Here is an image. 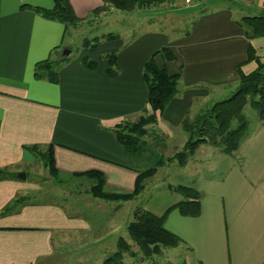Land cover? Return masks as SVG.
<instances>
[{
	"label": "crops",
	"instance_id": "1",
	"mask_svg": "<svg viewBox=\"0 0 264 264\" xmlns=\"http://www.w3.org/2000/svg\"><path fill=\"white\" fill-rule=\"evenodd\" d=\"M70 2L83 23L119 11L111 7L97 13L103 0ZM53 6L54 0H0V170L10 174L0 178V264H56L61 248L91 244L90 237L84 238V232L92 230L91 222L63 204L34 199L39 183L27 175L18 177L39 157L35 150L54 145L61 174L98 170L106 175V188L134 190L138 173L129 168L114 129L152 113L144 65L155 52L164 47L174 51V59L166 61L159 54L156 60L180 80L177 94L149 129L158 130L163 139L179 137L184 145L189 134L183 122L234 93L239 64L245 73L257 68L256 61L245 62L249 43L264 61V37L249 40L238 23L243 10L238 9L240 16L234 11L244 6L264 13V0H207L179 32L172 26L156 27L155 22L139 31L140 25L132 23L131 28L112 33L115 38L106 39L109 33L95 35L100 45L85 46L76 59L64 53L73 26L37 11ZM141 9L122 15L133 17ZM111 53L117 54L114 76L107 72L106 56ZM65 56L69 58L57 67L58 81L37 74L38 62ZM85 56L98 61V67H87ZM33 147L37 149L30 150ZM203 149L182 166L187 170L181 183L202 193L200 213L185 216L173 209L165 222L182 239L184 264H264V124L229 155L220 175L205 172L204 166L223 152ZM168 164L173 162L159 167L153 178L159 175L163 180L161 173ZM168 184L173 183H166V190L145 209L162 215L184 200Z\"/></svg>",
	"mask_w": 264,
	"mask_h": 264
},
{
	"label": "trees",
	"instance_id": "2",
	"mask_svg": "<svg viewBox=\"0 0 264 264\" xmlns=\"http://www.w3.org/2000/svg\"><path fill=\"white\" fill-rule=\"evenodd\" d=\"M160 1L162 0H103L104 5L96 12L107 11L111 7L131 12L138 7ZM225 1L230 2L231 0ZM37 11L46 18L63 22L67 27L76 26L82 21L76 15L70 0H54L53 8H38ZM238 23L244 28L249 40L264 37V13L244 15L238 20ZM115 37L117 36L109 33L105 38ZM96 40H98L97 43L92 45L91 49L100 45V39L96 38ZM159 54L166 61L175 58L174 51L169 47H164L155 52L144 65V79L148 86L147 102L152 113L140 117L135 122L125 123L114 129L115 135L124 146L130 162L148 163L152 159H155V162L144 169L136 167L132 163L129 165L130 169L138 173L135 188L131 192L107 191L106 175L98 170L72 174L74 177H87L93 180L90 193L95 198L112 201H130L137 198L144 192L146 180L153 177L159 167L173 161H178L181 166L186 165L189 157L202 144L209 143L219 146L222 152L227 154L235 153L243 139L250 134L248 133L250 123L243 112L247 104L258 111L259 122L264 124V61L257 55L252 43H249L248 57L245 62L256 61L257 68L250 73H245L242 70V64H239L236 68L239 84L234 93L229 98L220 100L211 107L201 110L194 118H187L183 122V128L189 134L183 150L175 153L171 158L164 155L161 157L152 156L150 146L145 139L150 132L149 126L157 123L158 113L163 112L175 97L180 80L179 74H171L165 65L157 63L156 56ZM68 58L69 56H65L59 60L46 59L40 61L37 63L36 72L39 76H47L49 80L56 82L58 81L57 67ZM106 58L109 62L107 72L110 76H114L117 54H108ZM83 63L91 69L99 65L98 61L91 60L87 56L83 58ZM234 121H236L235 124ZM163 147L165 146L163 145ZM35 148L37 149V147H33L30 150ZM35 151L44 159L50 173L53 176H58L60 171L55 163L54 145L48 146L46 150ZM5 177H10L9 172L0 170V178ZM168 187L183 195L184 200L169 207L162 215H157L144 207H138L135 210L134 220L127 227L130 238L141 247L147 257L153 254H161L164 248H174L182 242L177 234L165 226L167 217L173 209H178L185 216H197L201 211L202 193L195 187L185 184H168ZM118 247L119 250L108 256L103 264H129L124 259V251L130 248V244L124 237H119Z\"/></svg>",
	"mask_w": 264,
	"mask_h": 264
},
{
	"label": "rangeland",
	"instance_id": "3",
	"mask_svg": "<svg viewBox=\"0 0 264 264\" xmlns=\"http://www.w3.org/2000/svg\"><path fill=\"white\" fill-rule=\"evenodd\" d=\"M206 1L162 0L158 3L143 6L145 8L141 7L142 9L139 10L141 13L134 14L136 16L133 17H123L122 14L126 15L129 13L119 10L108 13L100 20L91 19L84 23L81 21L78 25L73 26L76 29L71 28L67 32L66 48L64 49L71 50L70 57L76 59L85 52V46L89 47L91 43L93 45L97 43L98 40L93 39L95 35L119 33L121 28H127L128 26L131 28L132 23L140 25L139 31L140 29H146L148 25L152 26L155 22L156 27L165 25V28L169 29L172 26L179 32L182 28L189 26L187 24L188 21L194 18L196 11L201 10L206 5ZM160 3L164 4L159 5ZM153 5L157 8H153ZM238 9L243 10L242 13L244 15L260 14L259 11L247 10L244 6L239 8L236 6L234 7L236 16L241 15ZM87 43L90 44L88 45ZM243 112L250 123L248 133H251L260 123L258 111L250 104H247ZM233 123L235 124L236 121ZM149 131L145 139L150 146L152 156L161 157V155H164L171 158L175 153L183 150L184 144H182L179 137L171 141V139H163V134L158 130L150 129ZM163 145L167 147H163ZM202 147L205 150L217 148V150L222 152L219 146L213 144H202L199 148L201 149ZM214 152L218 154V151ZM194 154L189 159L194 158ZM220 154L222 155L220 157L211 156L213 157L212 159L210 157L208 165L204 166L205 172L212 175H220L224 172L222 171V166L229 163L231 157L229 156L230 154L224 152ZM225 159L227 161L223 162ZM154 162L155 159L148 163L131 161L130 164L132 163L134 166L144 169ZM163 170L164 173H161L163 180H159V175L147 179L144 192L132 201H112L93 197L90 193V187L94 183L93 180L87 177H74L71 174L60 173L58 176H53L40 154L35 161L29 164L28 168L19 173H25L29 179L39 183L40 189L38 195L33 196L34 199L40 198L44 201L63 204L70 212L81 215L91 222L92 230L84 232V238L87 240L90 237L91 244L84 245L79 243L74 246L69 244L61 248L55 256L54 263L103 264L108 256L119 250L118 239L119 237H124L130 244V248L124 251V259L129 264H184L187 257L186 255L184 256L185 249L181 243L174 248H164L161 254H153L147 257L128 233L127 227L134 220L135 210L138 207H145L150 202L153 203L161 191L166 190V183L170 182L176 185L183 183L187 169L182 167L178 161H173V164L166 165ZM106 190L119 191L111 186L106 188ZM173 192L175 191L173 190Z\"/></svg>",
	"mask_w": 264,
	"mask_h": 264
},
{
	"label": "water",
	"instance_id": "4",
	"mask_svg": "<svg viewBox=\"0 0 264 264\" xmlns=\"http://www.w3.org/2000/svg\"><path fill=\"white\" fill-rule=\"evenodd\" d=\"M64 53H65V55H70L71 54V50L66 49ZM18 177L21 178V179H26V174L25 173H19Z\"/></svg>",
	"mask_w": 264,
	"mask_h": 264
}]
</instances>
